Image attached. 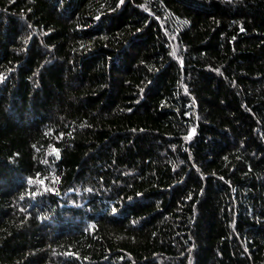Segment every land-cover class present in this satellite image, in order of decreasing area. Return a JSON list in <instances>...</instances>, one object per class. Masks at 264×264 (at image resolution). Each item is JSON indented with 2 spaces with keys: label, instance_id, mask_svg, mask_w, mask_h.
Returning a JSON list of instances; mask_svg holds the SVG:
<instances>
[{
  "label": "trees",
  "instance_id": "16d2710c",
  "mask_svg": "<svg viewBox=\"0 0 264 264\" xmlns=\"http://www.w3.org/2000/svg\"><path fill=\"white\" fill-rule=\"evenodd\" d=\"M0 264H264V0H0Z\"/></svg>",
  "mask_w": 264,
  "mask_h": 264
}]
</instances>
